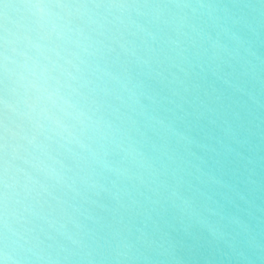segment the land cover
Segmentation results:
<instances>
[{
	"label": "clouds",
	"instance_id": "9594fccd",
	"mask_svg": "<svg viewBox=\"0 0 264 264\" xmlns=\"http://www.w3.org/2000/svg\"><path fill=\"white\" fill-rule=\"evenodd\" d=\"M0 264H264V0H0Z\"/></svg>",
	"mask_w": 264,
	"mask_h": 264
}]
</instances>
